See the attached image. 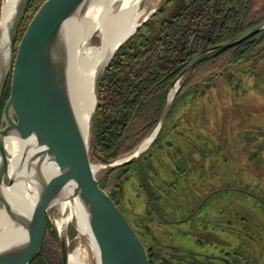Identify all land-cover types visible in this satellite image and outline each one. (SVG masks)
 Wrapping results in <instances>:
<instances>
[{
    "label": "water",
    "instance_id": "1",
    "mask_svg": "<svg viewBox=\"0 0 264 264\" xmlns=\"http://www.w3.org/2000/svg\"><path fill=\"white\" fill-rule=\"evenodd\" d=\"M94 1L47 0L18 44L20 28L31 0H12L9 13L4 11L3 0L0 14V107L10 78L11 93L0 128V212H4L0 214V264H31L43 250L49 211L65 201L74 202L76 199L99 248L101 264H151L139 235L96 177L99 168H117L138 159L142 153L140 149L148 139L130 157L112 164L94 165L90 155V127L102 80L124 42L112 54L107 52L97 68L94 109L87 125L81 121L73 100V51L68 24L73 19L85 17ZM120 5V1L115 2L113 10L117 11ZM155 12L149 13L140 26ZM256 33H260L258 41H261L264 24L239 40L212 47L196 56L171 89L165 112L151 135L155 136L154 140L171 110L175 97L172 91L189 69L204 55L233 47ZM10 137H17L25 143L19 150L18 168L12 174L10 168L15 154L6 146ZM51 164L54 170L48 177L44 169ZM21 183L37 192L31 216L26 213V194L19 187L16 192L11 189ZM63 222L58 235L63 264H69V228H78V225L74 217H69L68 211Z\"/></svg>",
    "mask_w": 264,
    "mask_h": 264
},
{
    "label": "rangeland",
    "instance_id": "2",
    "mask_svg": "<svg viewBox=\"0 0 264 264\" xmlns=\"http://www.w3.org/2000/svg\"><path fill=\"white\" fill-rule=\"evenodd\" d=\"M165 1L144 0L142 8L149 14ZM97 37L92 43L99 45ZM261 41L222 77L184 95L114 191L137 233L147 227L160 246L204 254L243 243L245 255L264 264V36ZM107 170H97L98 180ZM63 218L60 206L48 213L57 233ZM69 245L84 263L97 264L78 228L70 226Z\"/></svg>",
    "mask_w": 264,
    "mask_h": 264
},
{
    "label": "trees",
    "instance_id": "3",
    "mask_svg": "<svg viewBox=\"0 0 264 264\" xmlns=\"http://www.w3.org/2000/svg\"><path fill=\"white\" fill-rule=\"evenodd\" d=\"M46 1L31 0L18 44ZM2 3L0 0V14ZM169 7L171 11L165 16ZM263 24L264 0H166L121 45L103 77L91 121L92 162L108 165L137 151L159 125L171 89L196 56L239 40ZM259 34L201 57L182 78L167 119L184 95L243 62L262 42L258 41ZM10 93L11 78L0 107V128ZM134 162L108 169L104 179L99 180L101 188L117 205L114 191L125 181ZM31 264H63L59 235L49 221L43 250Z\"/></svg>",
    "mask_w": 264,
    "mask_h": 264
},
{
    "label": "bare ground",
    "instance_id": "4",
    "mask_svg": "<svg viewBox=\"0 0 264 264\" xmlns=\"http://www.w3.org/2000/svg\"><path fill=\"white\" fill-rule=\"evenodd\" d=\"M117 1H120L121 5L115 11L113 8ZM143 2L144 0H95L85 17L73 19L68 24L71 52L73 51L71 90L78 115L86 125L94 109L93 89L97 68L107 52L112 54L121 43L126 42L139 28L142 20L148 15L146 8H142ZM11 5L12 0H5V13H9L8 10ZM95 36L100 38L99 45L92 43ZM178 87L179 84L173 89V97ZM154 137L151 136L143 144L140 151L146 150L154 140ZM24 145L25 143L17 137H10L6 141L7 149L15 154L11 162V174L16 172L18 168L21 154L19 150L23 149ZM53 170L54 165L51 164L44 169V172L49 177ZM18 187L26 194V213L31 216L35 207L37 192L35 190L30 191V188L23 183L11 188L12 192H16ZM60 208L63 215L68 211L69 217H74L77 220L78 229L82 234L88 236L91 241L90 246L95 251L97 264H101L99 248L87 225L85 214L79 201L77 199L74 202L65 201L60 205ZM3 213L0 212V214ZM63 224V221L60 222L58 228H61ZM69 264L86 263L82 260L79 251H74L71 253Z\"/></svg>",
    "mask_w": 264,
    "mask_h": 264
},
{
    "label": "flooded vegetation",
    "instance_id": "5",
    "mask_svg": "<svg viewBox=\"0 0 264 264\" xmlns=\"http://www.w3.org/2000/svg\"><path fill=\"white\" fill-rule=\"evenodd\" d=\"M178 221L175 222L179 223ZM140 229L138 230L140 233L137 234H141V237L140 235L139 237L146 247L151 264H257L256 259L250 257L251 253L248 255L249 258L245 255V249L242 247L243 243L231 250L223 248L218 251V254L213 252L204 254L198 250L181 248L176 245H163L164 248H167L164 251L163 246L153 240L150 231L148 233L145 231L148 228L144 230V233Z\"/></svg>",
    "mask_w": 264,
    "mask_h": 264
}]
</instances>
